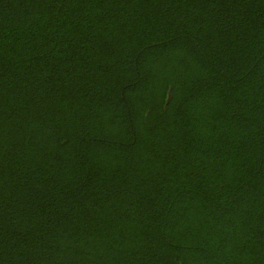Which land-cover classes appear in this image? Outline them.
Returning <instances> with one entry per match:
<instances>
[{
	"label": "trees",
	"instance_id": "1",
	"mask_svg": "<svg viewBox=\"0 0 264 264\" xmlns=\"http://www.w3.org/2000/svg\"><path fill=\"white\" fill-rule=\"evenodd\" d=\"M0 264H264V0H0Z\"/></svg>",
	"mask_w": 264,
	"mask_h": 264
}]
</instances>
